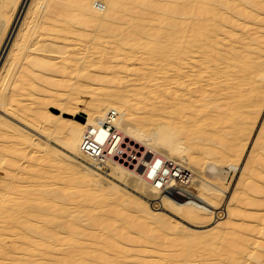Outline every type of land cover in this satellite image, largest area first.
Returning a JSON list of instances; mask_svg holds the SVG:
<instances>
[{"label":"bare ground","instance_id":"obj_1","mask_svg":"<svg viewBox=\"0 0 264 264\" xmlns=\"http://www.w3.org/2000/svg\"><path fill=\"white\" fill-rule=\"evenodd\" d=\"M0 264H264V0H33L0 69Z\"/></svg>","mask_w":264,"mask_h":264},{"label":"built area","instance_id":"obj_2","mask_svg":"<svg viewBox=\"0 0 264 264\" xmlns=\"http://www.w3.org/2000/svg\"><path fill=\"white\" fill-rule=\"evenodd\" d=\"M110 123H111V121L108 120L107 122H105L104 125L106 127H109ZM115 130L116 129L114 128V126H110L111 132H115ZM82 140H83V149L96 158H102L105 156L117 157L118 154H121V155L127 154L128 155L129 153H124L123 147L128 148L129 151L132 153L139 154L140 149L142 147L139 143H135L136 141L131 140L128 137L120 136V135H118L116 137L115 134L112 137H107L104 140V144H107L108 142H110V148L109 149H107L103 145V142L96 140L93 137V135L89 134L88 132L84 133ZM126 141L128 143H130L133 146V148L131 147L130 144L126 143ZM131 142H133V144ZM149 153H150L151 157L153 158L154 153L151 151ZM224 215H225L224 210L219 211V213H218L219 218H223Z\"/></svg>","mask_w":264,"mask_h":264},{"label":"rangeland","instance_id":"obj_3","mask_svg":"<svg viewBox=\"0 0 264 264\" xmlns=\"http://www.w3.org/2000/svg\"><path fill=\"white\" fill-rule=\"evenodd\" d=\"M32 1L33 0H29V2L27 3V9L25 8V6H23V8L19 9V7L13 12V15L11 16L10 18V23L3 35V38L0 42V69H1V72L5 66V63L7 62L8 58H9V55H10V52L12 50V44L14 43V40L16 39L17 35H18V32L20 31V27L22 26V24H24L25 20H26V17H27V13H28V10H29V7L30 5L32 4ZM18 19V20H17ZM15 23V24H14ZM12 35V44H8L9 42H7L6 44V40L8 37H11ZM11 42V41H10ZM8 116V115H7ZM9 118L13 119L12 117L8 116ZM16 121V120H14ZM38 135V134H37ZM40 136V135H38ZM234 174V173H233ZM232 181V179H231ZM175 191V190H174ZM153 207L155 209H159V208H164V205L159 201H155L153 203ZM172 218L174 219H177L178 221H180V223L185 226V227H189L190 224L188 222H186L185 220L177 217L176 215H171Z\"/></svg>","mask_w":264,"mask_h":264}]
</instances>
